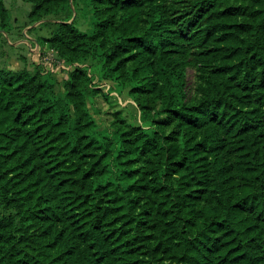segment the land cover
Instances as JSON below:
<instances>
[{"label": "trees", "instance_id": "16d2710c", "mask_svg": "<svg viewBox=\"0 0 264 264\" xmlns=\"http://www.w3.org/2000/svg\"><path fill=\"white\" fill-rule=\"evenodd\" d=\"M23 1L32 23L75 10L88 29L58 19L42 39L64 80L0 65V264H264V93H244L264 82V0ZM0 20L2 43L4 0ZM90 60L145 124L101 128Z\"/></svg>", "mask_w": 264, "mask_h": 264}, {"label": "rangeland", "instance_id": "374dc122", "mask_svg": "<svg viewBox=\"0 0 264 264\" xmlns=\"http://www.w3.org/2000/svg\"><path fill=\"white\" fill-rule=\"evenodd\" d=\"M187 1L188 3L190 2V0H184V2L175 4V10L178 13L179 11L183 13L186 6L189 5ZM5 5L10 14L11 31L9 36H4L3 42L0 43V65H4L13 70H21L29 67L31 69L30 71L34 73L35 68L38 65H41L46 72V69H49L48 65H44L46 61L51 62L57 67V57L55 56L53 58V56L47 54L49 49L47 44L42 42V39H45L44 37L46 36H51L53 32H55L54 25H56L58 19H70V22L76 19L77 24L81 29H88L86 22L82 19V13L75 10L73 15L67 13L63 16H52L45 21L32 23L29 20V14L32 10L31 4L26 3L23 0H5ZM233 6L236 7L238 5L235 3ZM29 42H31L30 46L33 50L31 53ZM36 42H38V44H36ZM39 42L44 46L41 47ZM16 44H20V46ZM39 52L41 56L39 55L37 57V54L35 53ZM192 53L193 57L191 63L188 64L186 71L185 93L186 100L196 104L203 100L210 92L206 81L209 80V75L206 70L204 71L202 65L198 61V56L196 54L197 50L193 49ZM46 58H48V60ZM79 66L88 69V73L93 79L92 86L94 89L101 91L99 96L94 99L93 103H90L91 112L101 128L105 129L109 126L112 119L111 113L115 111H122L121 114L126 116L128 121L133 120V118L138 115V122L140 121L144 123L142 114L137 109L136 102L129 95L128 91L126 90V93L121 95L117 90V84L115 82L100 78L97 68L98 66L94 61L90 60ZM67 72L68 71L66 70L59 69L58 73L51 74L61 81L66 79ZM259 92L264 93V82L261 81L260 77H258L257 82H248L247 88L244 90V93L250 95V98H252L253 101H256ZM104 95L107 98L104 97ZM146 244L149 245L148 242ZM146 244L143 245L142 251L147 254L148 249H146ZM165 264H169V262H166Z\"/></svg>", "mask_w": 264, "mask_h": 264}, {"label": "built area", "instance_id": "2783aa9c", "mask_svg": "<svg viewBox=\"0 0 264 264\" xmlns=\"http://www.w3.org/2000/svg\"><path fill=\"white\" fill-rule=\"evenodd\" d=\"M47 54H49V56H53V58L56 56V54L51 50H49V52ZM46 59L48 60V58H46ZM54 61H56V60H54ZM57 64H58L57 67H55L51 62L46 61L44 63V65L49 66L48 67L49 69H46V73H58L59 69L60 70H66V71H70L72 69V66H68L64 62H61L59 60H57Z\"/></svg>", "mask_w": 264, "mask_h": 264}, {"label": "crops", "instance_id": "0c3cea01", "mask_svg": "<svg viewBox=\"0 0 264 264\" xmlns=\"http://www.w3.org/2000/svg\"><path fill=\"white\" fill-rule=\"evenodd\" d=\"M4 1H5V0H4ZM9 34H10V33H9ZM9 34H4V36H5V37H8ZM48 37H49V36H46V38H48ZM30 43H31V42H29L30 53H31V51H33V50L31 49L32 47L30 46ZM36 44H38V42H36ZM16 45H19V46H20V44H16ZM17 47H18V46H17ZM30 53H29V54H30ZM35 54H37L36 56L38 57V56L40 55V52H39V53H35ZM26 56H27V55H26ZM40 56H41V55H40ZM23 58H24V57H23ZM27 68H28L29 70H31L29 67H27Z\"/></svg>", "mask_w": 264, "mask_h": 264}, {"label": "water", "instance_id": "95a60500", "mask_svg": "<svg viewBox=\"0 0 264 264\" xmlns=\"http://www.w3.org/2000/svg\"><path fill=\"white\" fill-rule=\"evenodd\" d=\"M72 22V21H71Z\"/></svg>", "mask_w": 264, "mask_h": 264}]
</instances>
